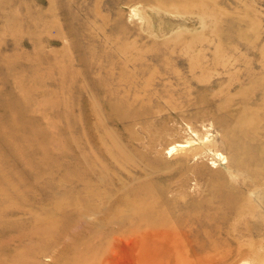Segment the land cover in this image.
<instances>
[{"label": "rangeland", "instance_id": "1", "mask_svg": "<svg viewBox=\"0 0 264 264\" xmlns=\"http://www.w3.org/2000/svg\"><path fill=\"white\" fill-rule=\"evenodd\" d=\"M0 264H264V0H0Z\"/></svg>", "mask_w": 264, "mask_h": 264}, {"label": "bare ground", "instance_id": "2", "mask_svg": "<svg viewBox=\"0 0 264 264\" xmlns=\"http://www.w3.org/2000/svg\"><path fill=\"white\" fill-rule=\"evenodd\" d=\"M248 121V120H247ZM252 135V134H251ZM248 137V136H247ZM176 149V146H173L170 151ZM232 221V220H231Z\"/></svg>", "mask_w": 264, "mask_h": 264}]
</instances>
